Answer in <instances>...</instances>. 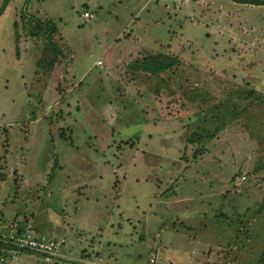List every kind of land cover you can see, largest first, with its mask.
<instances>
[{"label": "rangeland", "instance_id": "obj_1", "mask_svg": "<svg viewBox=\"0 0 264 264\" xmlns=\"http://www.w3.org/2000/svg\"><path fill=\"white\" fill-rule=\"evenodd\" d=\"M25 3L10 0L0 14V225L63 241L60 253L76 259L45 263L22 252L5 264H255L264 235V207L252 215L264 198V5ZM24 14L55 26L62 56L50 73L36 68L43 44ZM157 51L177 68L153 77L129 67ZM247 84L260 104L243 102L238 121L208 142L188 141L212 129L198 113Z\"/></svg>", "mask_w": 264, "mask_h": 264}, {"label": "trees", "instance_id": "obj_2", "mask_svg": "<svg viewBox=\"0 0 264 264\" xmlns=\"http://www.w3.org/2000/svg\"><path fill=\"white\" fill-rule=\"evenodd\" d=\"M10 0H3L0 6V14L3 12L4 8L6 7L7 3ZM27 1L25 6L27 5ZM192 2H198L200 0H190ZM237 4H249V5H256L261 6L264 5V0H230ZM26 18H29L30 23L28 26L29 35L40 41L43 44V52L42 57L37 61L36 68L40 73L46 74L52 72L54 67L57 65L59 59L62 56L61 49L56 45L54 41V33H55V26L49 21H42L36 20L35 18L29 16L28 14H24ZM179 65V60L174 57L167 55L162 52H155L154 54L149 53L146 57L136 60L129 64L134 70H140L145 73H148L150 76L156 77L161 74H165L167 72L174 71ZM246 88H239L238 90L234 91V94L231 96H227L223 102L217 104L211 112H207L206 114L198 113L196 115L197 121L202 123H208L212 129H203L201 132L192 134L189 138V142H197V143H205L208 142L213 135L218 133L221 130H224L226 126L232 125L233 122L238 121L239 117L245 112L247 109L246 105L242 106V103L248 100V105H258L262 102L261 97H259L258 93L254 91L249 84H247ZM202 150H198L195 152L201 153ZM264 166V164H263ZM262 166H255L253 170L249 172V174H256L257 171ZM54 166H52V169ZM245 180V177H244ZM262 181H264V176H262ZM263 193H264V186H263ZM264 207V198L262 203L260 204L259 208L256 211H253V216H258L260 212L263 210ZM18 225V224H16ZM19 229H23L22 227L17 226ZM243 232L241 231L240 234ZM248 238H245L247 241ZM239 243H244L240 240ZM244 245V244H243ZM242 245V246H243ZM25 252V251H23ZM22 252H19V254ZM61 260L71 261L66 258H62ZM87 260H83L81 264H93L91 262H86ZM92 261V260H91ZM1 264V263H0ZM5 264V263H4ZM255 264H264V235L262 237L261 247L256 254Z\"/></svg>", "mask_w": 264, "mask_h": 264}, {"label": "built area", "instance_id": "obj_3", "mask_svg": "<svg viewBox=\"0 0 264 264\" xmlns=\"http://www.w3.org/2000/svg\"><path fill=\"white\" fill-rule=\"evenodd\" d=\"M84 19L91 18L88 12L82 14ZM97 62L96 65H99ZM244 180V177H243ZM63 241H56L45 236L34 235L27 229H19L17 226L9 225L3 227L0 225V263L4 264L8 260L17 261L19 252H32L42 256L45 263L57 261L64 258L60 253V247ZM152 264H162L150 259Z\"/></svg>", "mask_w": 264, "mask_h": 264}, {"label": "crops", "instance_id": "obj_4", "mask_svg": "<svg viewBox=\"0 0 264 264\" xmlns=\"http://www.w3.org/2000/svg\"><path fill=\"white\" fill-rule=\"evenodd\" d=\"M64 258H66V259H69V260H75L76 258L75 257H68V256H65L64 254H61ZM61 260V259H60ZM83 260H87L86 262H94V261H91L92 259H81L80 258V261H83ZM53 263H56V261H53ZM95 263V262H94Z\"/></svg>", "mask_w": 264, "mask_h": 264}]
</instances>
